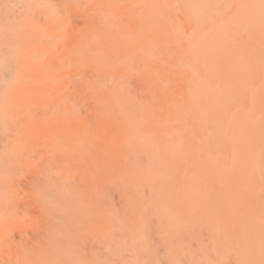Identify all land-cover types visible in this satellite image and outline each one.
<instances>
[{"label": "rangeland", "instance_id": "1", "mask_svg": "<svg viewBox=\"0 0 264 264\" xmlns=\"http://www.w3.org/2000/svg\"><path fill=\"white\" fill-rule=\"evenodd\" d=\"M152 1L127 0L118 24L141 26ZM8 16L7 28L0 19V109L16 113L40 88L17 58L22 37L3 34L18 21ZM159 18V90L150 53L138 73L146 95L90 106L87 95L74 108L94 140L109 134L113 172L111 251L101 237L74 258L264 264V0H159Z\"/></svg>", "mask_w": 264, "mask_h": 264}, {"label": "bare ground", "instance_id": "2", "mask_svg": "<svg viewBox=\"0 0 264 264\" xmlns=\"http://www.w3.org/2000/svg\"><path fill=\"white\" fill-rule=\"evenodd\" d=\"M152 4L141 26H122L117 15L127 0H2V24L8 27V15L18 19L14 33L3 34L22 37L17 58L40 90L19 102L16 113L0 109V264L69 251L83 257L96 249V239L110 242L111 139L105 133L94 140L74 108L87 95L89 106L128 105L132 94L146 95L138 73L150 53L152 87L159 90L162 20L159 0ZM118 92L125 95L115 97Z\"/></svg>", "mask_w": 264, "mask_h": 264}, {"label": "clouds", "instance_id": "3", "mask_svg": "<svg viewBox=\"0 0 264 264\" xmlns=\"http://www.w3.org/2000/svg\"><path fill=\"white\" fill-rule=\"evenodd\" d=\"M105 251H111L110 248H106ZM29 264H114V262H105V261H91L86 262L77 258H74L72 252H64L58 258H38L33 261H30Z\"/></svg>", "mask_w": 264, "mask_h": 264}]
</instances>
